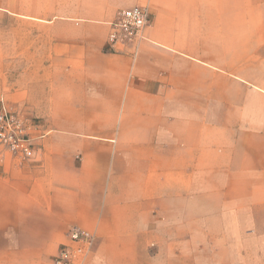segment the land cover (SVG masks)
I'll list each match as a JSON object with an SVG mask.
<instances>
[{
  "label": "crops",
  "instance_id": "1",
  "mask_svg": "<svg viewBox=\"0 0 264 264\" xmlns=\"http://www.w3.org/2000/svg\"><path fill=\"white\" fill-rule=\"evenodd\" d=\"M41 5L0 47L34 144L0 148V264H51L73 227L71 264H264V0ZM134 6L142 36L109 46Z\"/></svg>",
  "mask_w": 264,
  "mask_h": 264
},
{
  "label": "built area",
  "instance_id": "2",
  "mask_svg": "<svg viewBox=\"0 0 264 264\" xmlns=\"http://www.w3.org/2000/svg\"><path fill=\"white\" fill-rule=\"evenodd\" d=\"M146 7L134 6L116 12L109 22L107 44L128 43L140 38L149 23ZM31 122V121H30ZM28 120L0 104V148L22 160L30 159L34 144L29 135ZM68 243L59 246L51 264H71L75 255L83 254L92 245L93 236L86 230L70 228L67 232Z\"/></svg>",
  "mask_w": 264,
  "mask_h": 264
},
{
  "label": "rangeland",
  "instance_id": "3",
  "mask_svg": "<svg viewBox=\"0 0 264 264\" xmlns=\"http://www.w3.org/2000/svg\"><path fill=\"white\" fill-rule=\"evenodd\" d=\"M53 3L54 0H0V47L4 42H9L11 37H18L19 33L26 31L29 23L25 19L15 18L22 14H39L42 16L51 15L56 11L52 6H35L36 3ZM38 11V13H36ZM18 39V38H17ZM3 52V50L1 51ZM245 55H236L237 62L244 61ZM189 264H197L195 261Z\"/></svg>",
  "mask_w": 264,
  "mask_h": 264
}]
</instances>
